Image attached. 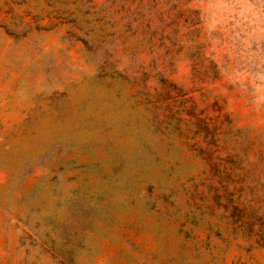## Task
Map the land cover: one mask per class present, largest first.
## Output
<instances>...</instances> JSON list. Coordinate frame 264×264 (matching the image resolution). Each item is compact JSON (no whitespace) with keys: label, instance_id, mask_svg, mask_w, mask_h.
<instances>
[{"label":"rangeland","instance_id":"obj_1","mask_svg":"<svg viewBox=\"0 0 264 264\" xmlns=\"http://www.w3.org/2000/svg\"><path fill=\"white\" fill-rule=\"evenodd\" d=\"M0 264H264V0H0Z\"/></svg>","mask_w":264,"mask_h":264},{"label":"trees","instance_id":"obj_2","mask_svg":"<svg viewBox=\"0 0 264 264\" xmlns=\"http://www.w3.org/2000/svg\"><path fill=\"white\" fill-rule=\"evenodd\" d=\"M77 8H81L80 6H78ZM72 13L74 14L73 17H72V24L73 25H77L79 26V24L82 22V17L85 15V12L84 11H79V9H74L72 11ZM104 20H106L105 18H102L100 16V14L98 13L96 15V17H94L92 23L95 24V25H99L102 22H104ZM88 32L85 31V34H87ZM84 44H85V41H82Z\"/></svg>","mask_w":264,"mask_h":264}]
</instances>
